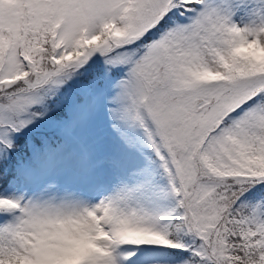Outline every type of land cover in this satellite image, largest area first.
Returning a JSON list of instances; mask_svg holds the SVG:
<instances>
[{
  "label": "snow or ice",
  "instance_id": "obj_1",
  "mask_svg": "<svg viewBox=\"0 0 264 264\" xmlns=\"http://www.w3.org/2000/svg\"><path fill=\"white\" fill-rule=\"evenodd\" d=\"M0 264H264V0H0Z\"/></svg>",
  "mask_w": 264,
  "mask_h": 264
}]
</instances>
